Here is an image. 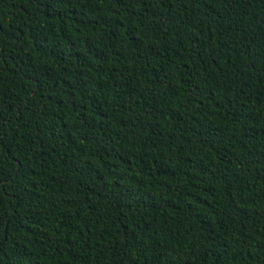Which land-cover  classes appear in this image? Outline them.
Here are the masks:
<instances>
[{
  "label": "trees",
  "instance_id": "1",
  "mask_svg": "<svg viewBox=\"0 0 264 264\" xmlns=\"http://www.w3.org/2000/svg\"><path fill=\"white\" fill-rule=\"evenodd\" d=\"M0 264H264V0H0Z\"/></svg>",
  "mask_w": 264,
  "mask_h": 264
}]
</instances>
